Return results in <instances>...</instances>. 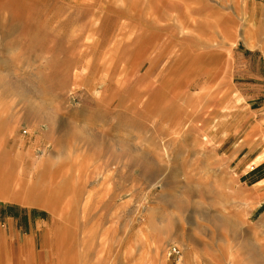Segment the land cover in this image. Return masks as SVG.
<instances>
[{"label":"rangeland","instance_id":"rangeland-1","mask_svg":"<svg viewBox=\"0 0 264 264\" xmlns=\"http://www.w3.org/2000/svg\"><path fill=\"white\" fill-rule=\"evenodd\" d=\"M262 178L264 0H0V264H264Z\"/></svg>","mask_w":264,"mask_h":264},{"label":"bare ground","instance_id":"bare-ground-1","mask_svg":"<svg viewBox=\"0 0 264 264\" xmlns=\"http://www.w3.org/2000/svg\"><path fill=\"white\" fill-rule=\"evenodd\" d=\"M8 2V1H7ZM154 11H155V9H154ZM162 13H163V11H162ZM165 14H167L168 16H169V12H167V11H165ZM165 20H170L169 18H164ZM171 20H172V17H171ZM166 24H169V23H166ZM165 25V24H164ZM165 26H169V25H165Z\"/></svg>","mask_w":264,"mask_h":264},{"label":"crops","instance_id":"crops-1","mask_svg":"<svg viewBox=\"0 0 264 264\" xmlns=\"http://www.w3.org/2000/svg\"><path fill=\"white\" fill-rule=\"evenodd\" d=\"M7 1H11V0H7ZM259 164V163H258ZM260 182H264V179L262 178L260 181H258L257 183H260Z\"/></svg>","mask_w":264,"mask_h":264},{"label":"built area","instance_id":"built-area-1","mask_svg":"<svg viewBox=\"0 0 264 264\" xmlns=\"http://www.w3.org/2000/svg\"><path fill=\"white\" fill-rule=\"evenodd\" d=\"M173 252H174V253H178V251L176 250V248L173 249Z\"/></svg>","mask_w":264,"mask_h":264}]
</instances>
